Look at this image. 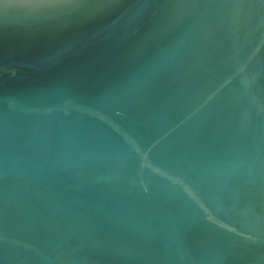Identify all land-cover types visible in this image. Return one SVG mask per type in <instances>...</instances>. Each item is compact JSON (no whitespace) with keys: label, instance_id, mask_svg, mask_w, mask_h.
I'll use <instances>...</instances> for the list:
<instances>
[{"label":"water","instance_id":"1","mask_svg":"<svg viewBox=\"0 0 264 264\" xmlns=\"http://www.w3.org/2000/svg\"><path fill=\"white\" fill-rule=\"evenodd\" d=\"M0 264H264V0H0Z\"/></svg>","mask_w":264,"mask_h":264}]
</instances>
